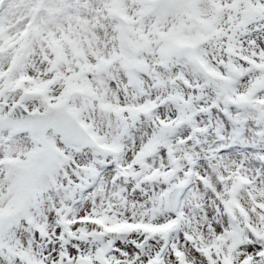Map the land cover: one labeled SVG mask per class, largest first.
Here are the masks:
<instances>
[{
	"label": "snow or ice",
	"instance_id": "1",
	"mask_svg": "<svg viewBox=\"0 0 264 264\" xmlns=\"http://www.w3.org/2000/svg\"><path fill=\"white\" fill-rule=\"evenodd\" d=\"M0 264H264V0H0Z\"/></svg>",
	"mask_w": 264,
	"mask_h": 264
}]
</instances>
